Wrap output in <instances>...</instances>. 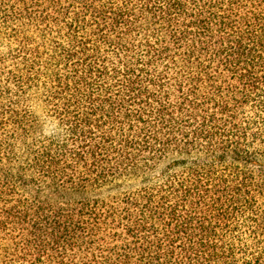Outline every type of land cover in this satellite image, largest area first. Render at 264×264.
<instances>
[{
    "label": "trees",
    "instance_id": "1",
    "mask_svg": "<svg viewBox=\"0 0 264 264\" xmlns=\"http://www.w3.org/2000/svg\"><path fill=\"white\" fill-rule=\"evenodd\" d=\"M0 264H264V0H0Z\"/></svg>",
    "mask_w": 264,
    "mask_h": 264
}]
</instances>
